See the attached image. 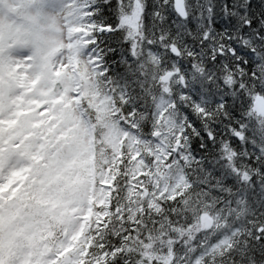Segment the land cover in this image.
Returning a JSON list of instances; mask_svg holds the SVG:
<instances>
[{
    "label": "snow or ice",
    "instance_id": "6c2138e0",
    "mask_svg": "<svg viewBox=\"0 0 264 264\" xmlns=\"http://www.w3.org/2000/svg\"><path fill=\"white\" fill-rule=\"evenodd\" d=\"M0 264H264V0H0Z\"/></svg>",
    "mask_w": 264,
    "mask_h": 264
}]
</instances>
